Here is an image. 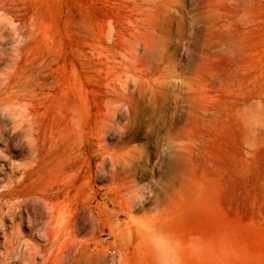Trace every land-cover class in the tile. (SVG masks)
<instances>
[{"label": "rangeland", "instance_id": "rangeland-1", "mask_svg": "<svg viewBox=\"0 0 264 264\" xmlns=\"http://www.w3.org/2000/svg\"><path fill=\"white\" fill-rule=\"evenodd\" d=\"M0 264H264V0H0Z\"/></svg>", "mask_w": 264, "mask_h": 264}, {"label": "built area", "instance_id": "built-area-1", "mask_svg": "<svg viewBox=\"0 0 264 264\" xmlns=\"http://www.w3.org/2000/svg\"><path fill=\"white\" fill-rule=\"evenodd\" d=\"M104 240H106V241H110L111 239H110L109 236H106V237L104 238ZM108 253H109L111 256L116 254V246H115V244H112V245L109 247V249H108Z\"/></svg>", "mask_w": 264, "mask_h": 264}]
</instances>
